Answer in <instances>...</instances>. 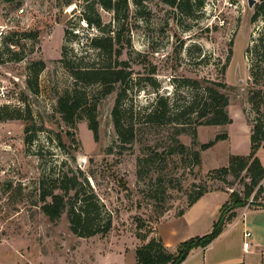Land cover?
Instances as JSON below:
<instances>
[{
    "label": "rangeland",
    "instance_id": "1",
    "mask_svg": "<svg viewBox=\"0 0 264 264\" xmlns=\"http://www.w3.org/2000/svg\"><path fill=\"white\" fill-rule=\"evenodd\" d=\"M91 1L0 0V88L7 94L0 105V264H129L142 243L136 234L157 237L158 224L187 209L183 222L191 221V232L169 234L174 250L188 233H209L226 200L224 193L242 194L243 183L248 182L243 176H228L227 183L211 181L208 174L226 166L230 155L249 153L247 119L254 114L248 95L258 90L264 95V63L257 48L264 32V0H255L251 8L248 0H183L181 9L163 0H126V8L119 11L120 39L124 46L127 40L130 43L120 59L132 74L121 116L140 126L132 144L119 142L113 127L117 88L100 97L97 84L87 86L73 125L63 122L56 110L58 99L76 87L61 63L63 48L72 65L97 60V51L86 38L101 31L79 17ZM95 10L102 30L116 28L112 11L97 5ZM257 12L261 15L251 21ZM6 45L11 52L4 51ZM36 62L44 63L37 76ZM256 71L254 83L251 73ZM188 79L224 82L232 119L229 125L196 127L195 144L189 134L178 136L192 150L216 135L227 136L199 151L198 166L180 154H168L170 125L155 130L141 125L143 110L156 96L188 100L192 93L184 83ZM93 102L97 140L87 120ZM4 115L11 117L1 119ZM26 126L37 129L26 132ZM260 158L264 161V150ZM72 176L86 195L95 196L102 216L111 217L106 235L78 237L69 230L66 212L53 221L42 213L41 193H59L55 186ZM198 185L212 193L188 209L189 195ZM45 200L50 202V197ZM245 209H236V215ZM248 222L249 218L240 219L206 250H194L187 264H264V256L252 246L249 252L242 250V229ZM139 224L144 227L138 229Z\"/></svg>",
    "mask_w": 264,
    "mask_h": 264
},
{
    "label": "trees",
    "instance_id": "2",
    "mask_svg": "<svg viewBox=\"0 0 264 264\" xmlns=\"http://www.w3.org/2000/svg\"><path fill=\"white\" fill-rule=\"evenodd\" d=\"M10 1V0H7ZM170 6H177L181 9L183 0H163ZM70 5V1L66 2ZM100 6L105 10L112 11L113 21L117 23L116 28L112 30H102L101 20L95 7ZM198 5H201L200 3ZM126 8V0H93L84 5L80 13V20L85 22L88 27H94L101 31L100 35L87 37V45L96 52L97 60H91L86 64L80 62L79 65H72L67 59L65 48L62 50L61 63L73 78L75 86L70 95L61 97L57 101V112L60 114L63 122L73 125L76 116L80 113L83 102L86 99L85 88L89 85L97 84L99 86L100 97L113 93L116 88L119 89L111 111L112 123L119 142L132 144L139 133L140 126L128 122L122 118L121 113L123 96L126 93L127 82L131 77L129 64L121 60L123 50L129 45L127 40L126 46L122 44L120 35L122 26L119 15L120 9ZM261 15L255 13L251 21ZM259 49L260 61L264 63V32L257 46ZM5 52H11L8 45L4 46ZM14 53V52H12ZM38 69L35 76L43 69V62H36ZM226 64L222 67V74ZM264 72V67L263 70ZM254 83L258 81L259 71L251 73ZM264 79V74H262ZM192 91L188 100L173 99L156 96L155 99L143 110V123L146 129H158L164 125H170V136L168 140V154L181 155L184 158L192 160L193 166L200 164L199 151H205L213 147L217 142L227 139L225 134L216 135L212 140L200 144L199 150H192L183 145L178 136L189 134L192 137V143L195 144L196 127L198 126H224L232 123V119L227 112L229 104L228 97L224 93L226 84L224 82H209L204 84L201 80H185ZM80 86V87H79ZM261 90L250 91L248 102L251 112L254 114L252 119H247L250 125L249 134V153L244 156L230 155L227 165L213 169L209 172L208 177L212 180H218L227 183V177L241 179L243 176L248 182L243 183L244 192L242 194L232 191L228 194V199L219 209V215L213 222L209 233L202 236H195L178 243L174 250L166 247L159 237L150 236L148 233L136 234V237L142 242L134 250V264H181L188 255L195 249H204L209 246L225 229L226 225L236 217L235 210L245 207L249 200L250 206L264 207L260 203L264 193V167L256 156L259 149L264 150V95H260ZM264 94V93H262ZM262 102V103H261ZM1 109H7L2 106ZM87 120L88 128L92 131L93 137L97 140L98 122L96 120V103L93 102L88 108ZM11 117L4 115L1 119ZM189 121H193L194 126L191 130L187 128ZM191 123V122H190ZM35 126H26L25 131H35ZM144 129V128H143ZM140 162V160H139ZM75 177L67 178L66 182H60L55 189L59 193L42 192L40 199L42 213L53 221L59 218L64 212L67 214L69 230L72 234L89 238L97 234L106 235L111 229V217L102 216L101 206L98 205L97 199L93 194L86 195L83 189L78 187ZM197 192L189 195L188 208L198 201L204 194L210 192L205 185L195 186ZM70 192H73L70 195ZM50 197V202L46 198ZM183 211L178 213L181 216ZM143 224L137 226L143 228Z\"/></svg>",
    "mask_w": 264,
    "mask_h": 264
},
{
    "label": "crops",
    "instance_id": "3",
    "mask_svg": "<svg viewBox=\"0 0 264 264\" xmlns=\"http://www.w3.org/2000/svg\"><path fill=\"white\" fill-rule=\"evenodd\" d=\"M261 150H263V149H259L256 152V156L260 160L261 165L264 167V161L260 158V151ZM210 193H212V192H208V193L204 194L199 200H201L202 198H204L205 196H207ZM224 194L226 195L225 196V198H226L225 201H227L228 195L226 193H224ZM198 201H196V203ZM225 201H224V203H225ZM259 202L260 203H264V193L262 195V199H259ZM196 203H194V204H196ZM189 208H191V207H189ZM187 211L188 210L186 209V211H184L183 214L181 216H179L178 218H175V219H172V220H168V221H164V222H162V223H160V224H158L156 226V229H155L156 236L159 237L162 240V242L164 243V245L166 247L170 248V243H169L170 240L168 239L170 235L172 236V234H173V235L178 236V234L180 232H186L187 233L188 231H190V228L192 226L191 221L189 220L188 222H183V220H185V218H186ZM245 217L249 218L248 224H249L250 227L249 226L245 227V225L243 226V229H242V240H243V232L244 231L251 232V234H252L251 246L253 248H255V251H257V253L260 255V257H262V256H264V207H261V206H256V207L252 206L250 208L247 207L243 211V213H241L240 215H236V219H234V221L230 224V226L226 227L218 237L222 238L232 227H234V224H236L238 221H240V219H242V220L245 219ZM176 221H178V222L182 221V224L178 225V222H176ZM243 222H245V221H243ZM165 227H168V228L164 229ZM195 236H201V235H194L193 233H188V236L181 237L180 240L176 243V245L178 243L186 240V239H189V238L195 237ZM202 250H206V249L204 248ZM242 250H243V248H242ZM192 252L188 255L186 260L183 263H181V264H187L188 259L191 257V255H193ZM243 252H244V250H243ZM134 263H135V256H134L133 260H131V262L129 264H134Z\"/></svg>",
    "mask_w": 264,
    "mask_h": 264
},
{
    "label": "built area",
    "instance_id": "4",
    "mask_svg": "<svg viewBox=\"0 0 264 264\" xmlns=\"http://www.w3.org/2000/svg\"><path fill=\"white\" fill-rule=\"evenodd\" d=\"M6 98H7L6 92L2 88H0V105L3 104L4 102H6ZM250 202H251V200L248 201L245 208H247L249 206ZM251 237H252L251 232H249V231L243 232L242 248H243L244 252H249V249L251 247Z\"/></svg>",
    "mask_w": 264,
    "mask_h": 264
},
{
    "label": "water",
    "instance_id": "5",
    "mask_svg": "<svg viewBox=\"0 0 264 264\" xmlns=\"http://www.w3.org/2000/svg\"><path fill=\"white\" fill-rule=\"evenodd\" d=\"M247 3H248V7L251 8L255 3V0H248Z\"/></svg>",
    "mask_w": 264,
    "mask_h": 264
}]
</instances>
